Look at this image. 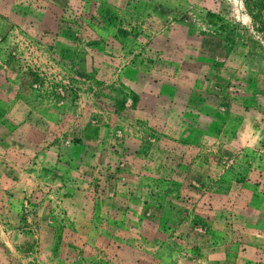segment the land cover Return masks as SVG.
I'll list each match as a JSON object with an SVG mask.
<instances>
[{
    "label": "rangeland",
    "instance_id": "obj_1",
    "mask_svg": "<svg viewBox=\"0 0 264 264\" xmlns=\"http://www.w3.org/2000/svg\"><path fill=\"white\" fill-rule=\"evenodd\" d=\"M2 107L0 264H264V0H0Z\"/></svg>",
    "mask_w": 264,
    "mask_h": 264
},
{
    "label": "crops",
    "instance_id": "obj_2",
    "mask_svg": "<svg viewBox=\"0 0 264 264\" xmlns=\"http://www.w3.org/2000/svg\"><path fill=\"white\" fill-rule=\"evenodd\" d=\"M16 110H13V113H17V111L15 112ZM12 113V109L11 108H0V132L2 131H6V130H10V114ZM19 113V111H18ZM17 122H18V127H21V126H24L26 123L24 122L23 119H17ZM15 123V122H14ZM15 125V124H14ZM1 137L3 136V134L0 135ZM225 253L227 252H222V253H219L218 254V257L214 258L212 261H209L207 259V262H215L218 260V264H221L222 261H226L228 260L227 259V256H225ZM206 262V264H207Z\"/></svg>",
    "mask_w": 264,
    "mask_h": 264
}]
</instances>
